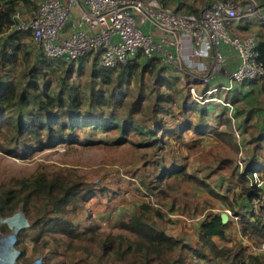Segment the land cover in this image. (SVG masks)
Masks as SVG:
<instances>
[{"label":"trees","instance_id":"trees-1","mask_svg":"<svg viewBox=\"0 0 264 264\" xmlns=\"http://www.w3.org/2000/svg\"><path fill=\"white\" fill-rule=\"evenodd\" d=\"M157 1L174 12L197 15L206 0ZM255 1L264 5V0L262 3ZM39 2L0 0V33L13 25L12 17L18 11L25 19L31 18ZM236 23L245 29L250 26L259 31L264 29V22L254 17ZM258 34L252 36L264 65V32ZM15 69H19L16 74L13 73ZM0 71L6 72L4 78H0L1 154L29 160L63 146L115 150L125 147L129 154L137 155L135 168L126 175L131 179L127 183L133 193L143 199L140 204L133 205L131 212L139 209L138 213L131 214L128 221L117 222V229L128 232L132 238L122 234L99 236L91 214L87 213L84 224L78 219L89 212L88 205L92 201L108 205L115 203L116 198L123 200L125 191L122 188L95 186L82 180L75 170L45 165H39L27 176L0 179V218L5 219L19 209L28 223L27 228L16 232L15 247L19 251L20 264H30L37 258L42 259V264L51 261L66 264L55 257L72 253L94 258L96 264H195L198 261L264 264V253L245 255L243 244L231 247L223 244L231 225L230 222L222 224L219 214L199 224L196 246L192 247L185 237L176 238L152 226L151 220L162 226L174 221L165 218L149 202L167 200L168 191L176 189L170 187L169 181L193 184L218 202L217 205L232 210L238 217L244 239L254 245L264 243V225L246 212L242 214L233 209L238 206L237 202L248 203L259 193L249 182L253 173L264 178V133L247 140L252 160L240 172L231 160H222L217 166V170L231 168L229 183L226 185L222 180L228 190L225 194L194 176L189 156L179 154L176 160L174 154L169 157L166 154L174 151V147L177 151L193 150L207 142L225 144L237 151L235 133L243 143L247 128L255 127L264 132V84L244 82L203 98L214 97L232 107L242 103L253 108L230 115L227 107L213 101L202 104L191 95V86L201 96L219 88L215 82L192 84L176 70L160 66L155 56L150 59L139 56L114 68L102 67L98 56H85L75 62L49 59L33 43L31 33L24 31L12 32L3 38ZM145 75L154 77L153 82L158 85L156 92L147 90L146 93L143 89L141 79ZM152 97V112L146 119V100ZM259 101L262 104H258V108ZM196 170L203 171V168L196 167ZM208 175L211 173L206 177ZM229 192H232L231 199L227 196ZM176 202L174 199L171 212L175 211ZM250 218L253 219L250 221ZM0 231L8 233L10 230L2 224ZM215 239L221 241L219 246Z\"/></svg>","mask_w":264,"mask_h":264},{"label":"built area","instance_id":"built-area-1","mask_svg":"<svg viewBox=\"0 0 264 264\" xmlns=\"http://www.w3.org/2000/svg\"><path fill=\"white\" fill-rule=\"evenodd\" d=\"M253 17L264 22V5L255 0H210L197 15L174 12L157 0H40L31 18L13 15V25L0 33V44L12 32H30L33 43L49 59L75 62L85 56H98L104 68L126 65L139 56H155L160 66L182 73L185 60H210L192 74V84L202 85L213 81L226 65L219 50L226 46L239 60L227 74V85L201 96L195 94L193 86L190 92L202 104L213 101L229 108L218 98H203L244 82L264 84V65L255 37H236L228 29ZM235 138L240 145L238 133ZM249 183L259 193L248 202L245 212L264 225V178L253 173ZM228 215L237 223L238 217L230 212ZM242 241L250 254L264 253V243L257 246L244 238ZM15 243L16 233H0V264H20ZM30 264H42V259Z\"/></svg>","mask_w":264,"mask_h":264},{"label":"rangeland","instance_id":"rangeland-1","mask_svg":"<svg viewBox=\"0 0 264 264\" xmlns=\"http://www.w3.org/2000/svg\"><path fill=\"white\" fill-rule=\"evenodd\" d=\"M210 0H206L203 5H200V9ZM259 3H262L263 0H257ZM20 18L23 17L21 11L16 12ZM22 19V18H21ZM91 57L88 58V64L86 65V73H88L89 64ZM19 72V69L13 70V73L16 74ZM6 72L0 71V78H4ZM154 77L150 75H145L141 79L142 87L147 93V90L151 92H156L158 85L154 82ZM195 91V88H194ZM162 92V91H161ZM258 92V91H256ZM225 93V92H221ZM195 94L196 91H195ZM255 96V95H254ZM154 97L146 100V109L145 117H149L152 109ZM262 101V99H261ZM259 101L256 103L262 104ZM229 109V114L233 115L239 110H251L252 107L239 104L237 107L231 106ZM215 108V105H213ZM259 108V106H258ZM220 109V108H217ZM155 110V108H154ZM211 112H214L213 110ZM159 116V114H157ZM247 135L243 137V143L240 139V145L236 144L238 149L235 151L231 147H227L225 144H218L215 142H207L204 146H201L197 149L187 150L183 148L182 150L177 151L176 147L173 148L174 151H167L168 155L174 154L175 159H179V154L182 156H189V163L194 176L201 178L203 181L207 182L214 190L218 193L225 194L228 193L226 186H223L222 180L226 183H229V174L231 168L225 167L224 169L217 170V166L222 160H231L232 164L237 167L240 172L246 165L249 163L251 158V147L246 144L247 140L250 137L257 136L259 133H264L262 131L256 130L255 127H249L246 129ZM236 134V133H235ZM237 143V142H236ZM60 150H48L46 152L35 155L32 159L29 160H19L6 157L0 153V179L6 181L12 176H27L34 172L39 165H45L49 168L54 166L55 168L67 167L71 170H75V173L85 181L94 184L95 186H108L116 190L117 187L122 188L124 193V199H115V203H109L108 205L99 204L95 201H92L88 205L89 212L84 213L79 219L80 224H84L87 213L91 214V217L95 219L97 225V234L99 236H106L108 234H122L129 238H132L128 232L120 231L117 229V222L119 220L128 221L129 217L133 213H138L139 209L131 212L134 209V204H140L141 198L139 195L133 193L132 187L127 183L131 180L130 177H127L131 174L135 168L137 161V155L134 153L130 154L127 152L125 147L120 149H103L102 147H59ZM63 149V150H62ZM130 162L128 166L125 163ZM132 165V166H131ZM196 167L203 168V171H197ZM208 173L211 175L206 177ZM127 175V176H126ZM170 187L176 188L173 191H168V198L166 201L158 199L160 203H156L150 200L152 207L159 209L165 216V218L174 221L173 224L168 226H162L157 221L151 220L150 223L157 230L166 231L169 234L174 235L176 238H184L190 241L192 247L196 246V231L199 224L206 218L216 215V214H226L228 220L230 216L228 212L232 215L231 209H228L226 206L217 205L218 202L209 198L202 190L190 183H179L177 184L174 181H169ZM232 192H229L227 196L231 199ZM177 202L174 204V212L170 211L172 208L173 200ZM140 201V202H139ZM238 206H234V210H238L240 213H245L244 209L246 208L245 202H237ZM240 214V216L242 215ZM227 220V221H228ZM5 224L9 228L8 233H2L3 235H8L11 233H16L22 228H27L28 223L26 218L23 216L22 212L17 209L11 216L1 219L0 225ZM240 226V225H239ZM254 245L253 242H250ZM243 244V243H241ZM246 247V254L249 255L248 248ZM260 245V244H259ZM258 246V245H257ZM30 246H28L29 248ZM17 249V248H16ZM57 261L61 260L66 262V264H96L97 260L92 258H84L81 254L77 253L64 255L63 257H55ZM54 261H51L50 264H54ZM107 264H111L108 262ZM194 264V263H193ZM195 264H205L198 261Z\"/></svg>","mask_w":264,"mask_h":264},{"label":"crops","instance_id":"crops-1","mask_svg":"<svg viewBox=\"0 0 264 264\" xmlns=\"http://www.w3.org/2000/svg\"><path fill=\"white\" fill-rule=\"evenodd\" d=\"M242 1L243 0H240L239 2H242ZM229 29H230V32L232 33V35H234L236 37H244L245 35H248V34L254 35V34H258V33H259L258 35L260 36L261 33L264 32V29H261V31H259L254 26H250L249 29H245L239 23L232 24L229 27ZM219 50H220L221 54L226 58L227 63L222 68V71H220V73L214 77V80L211 81V82H215V84H217L218 87L227 85V74L230 73L231 71H233L237 67L238 61H239L237 54L234 51L230 50L228 47L221 46ZM209 63H210V60H208V61H204V60H189V61L187 60L186 61L185 60V62L183 63V67H185V69H183L182 73L179 72V76L184 77L186 80H189L191 82L192 81V74L198 72V70H201L203 68L202 66L204 64H209ZM251 124H252V117L249 120V125H251ZM255 137L256 136H254L253 138H255ZM247 204L248 203H246V207H247ZM235 211L239 212L238 210H235ZM244 212H245V209H244ZM244 214H246V213H244ZM233 216H235V215H233ZM249 220L251 221V218ZM227 222H230L231 230H229V232L225 234L226 241H224L223 244L227 245L228 247H231V245L234 246L238 243H243V241H242L243 237H242L241 232H240V226H239L238 221L236 223L233 219H229ZM220 242L221 241L215 239V243L218 246H219ZM246 253L247 252L245 250V254Z\"/></svg>","mask_w":264,"mask_h":264},{"label":"water","instance_id":"water-1","mask_svg":"<svg viewBox=\"0 0 264 264\" xmlns=\"http://www.w3.org/2000/svg\"><path fill=\"white\" fill-rule=\"evenodd\" d=\"M220 219H221L222 224H226L228 217L226 216V214H220Z\"/></svg>","mask_w":264,"mask_h":264}]
</instances>
